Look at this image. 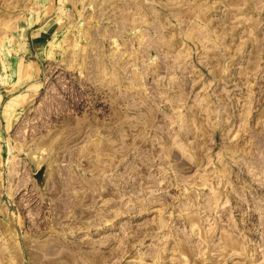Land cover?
<instances>
[{
    "label": "rangeland",
    "instance_id": "rangeland-1",
    "mask_svg": "<svg viewBox=\"0 0 264 264\" xmlns=\"http://www.w3.org/2000/svg\"><path fill=\"white\" fill-rule=\"evenodd\" d=\"M0 264H264V0H0Z\"/></svg>",
    "mask_w": 264,
    "mask_h": 264
}]
</instances>
